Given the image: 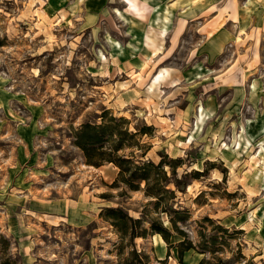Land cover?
<instances>
[{
	"label": "rangeland",
	"instance_id": "1",
	"mask_svg": "<svg viewBox=\"0 0 264 264\" xmlns=\"http://www.w3.org/2000/svg\"><path fill=\"white\" fill-rule=\"evenodd\" d=\"M104 114L137 159L203 173L159 208L113 186L74 143ZM109 207L191 243L182 264H264V0H0V264H162Z\"/></svg>",
	"mask_w": 264,
	"mask_h": 264
},
{
	"label": "trees",
	"instance_id": "2",
	"mask_svg": "<svg viewBox=\"0 0 264 264\" xmlns=\"http://www.w3.org/2000/svg\"><path fill=\"white\" fill-rule=\"evenodd\" d=\"M102 124H93L86 122L80 125L75 131V145L79 147L88 165L100 167L105 163L113 164L119 169L118 175L113 183L115 187L125 186L133 191L143 190L148 198L155 199L154 206L159 208L162 203H167L176 197L175 190L168 188L174 185L176 190L186 192L189 185V179L198 178L203 172L195 171L194 173L185 172L180 178L177 174V167L185 164L182 159H171L165 153L161 154L160 162L155 163L152 160L137 159L134 146L142 148L137 140V135L130 133L128 129L121 128V125L127 124L125 118L110 117L106 119L105 114ZM149 126L143 127L140 130L142 134H148ZM131 148L129 155L119 152L125 148ZM145 154V153H143ZM144 156V155H142ZM166 167L170 168L171 176ZM142 184L144 187H142ZM164 212L168 211L175 213L184 219L188 213L182 212L168 206ZM106 221L121 234V237H129L135 240L138 237L145 238L148 234V229L144 228V223H150V230L153 234L160 235L167 243V257L165 260H157V262L165 264L171 256V249L176 246L170 242L171 232L168 228L155 221H146L142 218H133L122 207H109L106 212L101 214ZM172 225L176 230V224L172 221ZM139 228V230H138ZM177 248V247H176ZM191 243L180 242L177 248L179 260L182 261L185 252L191 250ZM136 253L137 251L134 250ZM137 255V254H136ZM166 261V262H165ZM125 264H133L126 262ZM198 264H208L205 259H201ZM210 264V262H209ZM214 264H231L229 262L217 261Z\"/></svg>",
	"mask_w": 264,
	"mask_h": 264
},
{
	"label": "crops",
	"instance_id": "3",
	"mask_svg": "<svg viewBox=\"0 0 264 264\" xmlns=\"http://www.w3.org/2000/svg\"><path fill=\"white\" fill-rule=\"evenodd\" d=\"M155 239H158L157 241H158V244H159V247L161 246V254L159 255H157L156 254V258L158 259V260H165L166 259V257H167V252H168V248H167V245H166V243L163 241V238L161 237V236H155ZM158 244H156V245H158ZM173 251H176V255H177V257H178V252H177V249H171V255H172V252ZM189 251H187V252H185L184 253V255H183V257L185 256V254H187ZM169 258H171V256L169 257ZM183 259V258H182ZM201 259H199V261H200ZM199 261L196 263V264H198L199 263ZM166 262V261H165ZM167 263V262H166ZM165 263V264H166ZM182 263H184V260H183V262L182 261H180V264H182Z\"/></svg>",
	"mask_w": 264,
	"mask_h": 264
},
{
	"label": "bare ground",
	"instance_id": "4",
	"mask_svg": "<svg viewBox=\"0 0 264 264\" xmlns=\"http://www.w3.org/2000/svg\"><path fill=\"white\" fill-rule=\"evenodd\" d=\"M164 241V240H163Z\"/></svg>",
	"mask_w": 264,
	"mask_h": 264
}]
</instances>
